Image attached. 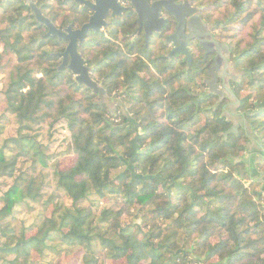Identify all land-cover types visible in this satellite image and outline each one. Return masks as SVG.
<instances>
[{"label":"trees","instance_id":"16d2710c","mask_svg":"<svg viewBox=\"0 0 264 264\" xmlns=\"http://www.w3.org/2000/svg\"><path fill=\"white\" fill-rule=\"evenodd\" d=\"M34 1L60 28L89 17L72 0ZM199 1L208 16L222 14L226 31L255 21L248 39L230 36L239 67L250 70L234 90L242 109L255 108L264 102V0ZM130 23L79 45L92 77L121 96L126 115L101 104L68 67L59 69L67 42L47 35L26 0H0V70L5 55L14 61L0 94L18 124V135L0 144V177L14 178L5 192L0 186V264H53L74 247L81 264H264V200L238 173L244 165L230 159L244 150V129L218 135L230 123L216 95H194L204 87L202 73L168 65L141 38L131 42ZM50 119L67 124L75 155L54 171L61 194L44 192L35 174L52 156L32 131ZM248 120L264 139V110ZM30 203L52 210L19 230L10 217Z\"/></svg>","mask_w":264,"mask_h":264},{"label":"water","instance_id":"95a60500","mask_svg":"<svg viewBox=\"0 0 264 264\" xmlns=\"http://www.w3.org/2000/svg\"><path fill=\"white\" fill-rule=\"evenodd\" d=\"M27 4L31 8V14L34 15L37 21L47 26V35L56 36L60 41H67L65 50L57 55L63 58L62 64L59 69L68 67L74 74L75 80L80 85H85L91 89L93 93L97 94L100 98L101 104H106L111 112H114L117 107H120L124 114L129 115L125 103L121 98L116 95H109L107 89L102 83L95 80L91 72L93 66L87 64V60L82 56L79 51V45L84 43L91 31H101L108 26L106 17L111 14L115 16L121 14V11L125 9L120 4V0H77L83 2L89 9L92 10V15L89 20L85 22L79 28H73L69 25L65 29H60L55 23L45 16L42 12L41 6H39L34 0H26ZM132 2L137 8L139 14V22L141 27L142 18L145 13H142L137 0H126ZM190 0L184 3H176V0H160L154 2L152 6L148 5L145 0V7L155 12L158 19L157 31L161 30V27L165 24L166 19H159L161 13V6H163L171 15H173L178 21L176 31L170 35L167 39V43L172 42L174 49L169 56L175 53H182L185 55V61L188 62L187 68L191 66L193 61L191 51L188 47L190 39H197L198 43L206 49V53H215L214 64L209 69V78L204 79V84L207 89L203 93L196 94L198 99L204 98L208 95L215 94L219 97L217 105H220L225 98L228 99L223 104L221 110V117L226 118L230 126L225 131L219 132L218 135L227 136L229 134H237L240 128H243L245 135L248 138V143L245 147V155L242 156H230L231 161L234 164L241 163L244 165L242 169H239L238 173L241 177L247 173L250 182L261 183V189L256 191L257 195L261 197L264 195V170H260L258 165L264 161V145L260 136L256 133L252 124L249 122L248 117L254 116L257 112L264 110V102L257 101L255 108L241 110V101L232 88V83H240L244 76L250 74V70L237 67V58H234L232 62L231 50L226 42H219L215 39L211 33V29L216 28L217 23L207 24L201 17L194 14L198 8L190 6ZM148 11L147 9L145 10ZM188 26L189 32L185 34V28ZM147 35V47L149 45L150 33L153 31L151 26L145 25ZM221 79L222 85L219 86V80ZM132 120V118H130Z\"/></svg>","mask_w":264,"mask_h":264},{"label":"rangeland","instance_id":"374dc122","mask_svg":"<svg viewBox=\"0 0 264 264\" xmlns=\"http://www.w3.org/2000/svg\"><path fill=\"white\" fill-rule=\"evenodd\" d=\"M263 5H264V2H263ZM221 12H223V10ZM221 16H222L221 13H217L216 20H221V19H217V18H221ZM258 17L259 16H257L255 18V20H258ZM241 20L242 19H240V20L238 19L237 22L234 24V26L235 27L241 26L240 25ZM254 23H255V21L253 22V24ZM253 24H250L248 27L244 28V30L240 31V32H236L235 30L226 31V30H224V27L226 25H221L219 28L220 31L218 32V35H217L218 38L216 40H218L219 42L228 43L230 50L232 52L230 62H232L234 58H237L238 59V61H237V67L238 68H241V67H239V54L233 53L231 46H230V42H231L230 36H232V34L236 33V34H239L236 39H239L242 37L243 38L245 37L246 39H248V35L250 34V32L252 31V29L254 27V26L252 27ZM0 50H1V48H0ZM211 54L213 55V64H214L215 53H211ZM2 63H3L2 69L0 70V86H2L3 83L7 82L8 78H9V74H10L12 67H13L14 61H13L11 56L5 55L2 59ZM38 75L40 76L41 74L39 73ZM209 77H207V78H209ZM241 82H242V80H241ZM240 83H236V84H240ZM203 84H204V80H203ZM203 92H204L203 89H201L200 91L196 92L195 94H199V93H203ZM119 93H121V92H119ZM116 95H118V94H116ZM211 95H215V94H211ZM236 95L238 96L237 93H236ZM218 100H219V97H218ZM217 102L215 103V107H217ZM251 108L252 107H248L245 109H251ZM245 109H243V110H245ZM0 118H2L1 120L6 121L5 129H4L3 133L0 134V144H1L4 139H6L8 137H15L18 135L17 119H16L15 115H13L9 111H7L5 99L3 96H1V94H0ZM32 133L33 134H36V133L39 134V136L36 139L44 145V147L46 148V153L52 156V159H51L48 167H41V165H39V167L36 170L37 172L35 174L39 177V180H44V184L42 186L44 192L50 193L52 191H58L56 184H55V177H54L55 169L58 167H64L66 165H69L75 159V155L68 151V144H70V142H71V132H70V130H69V128L65 122L60 121V122L54 123L53 120L50 119L49 121H47L46 123L41 125L39 128L34 129V131H32ZM258 135L260 136V138L263 142L264 139L262 138V136L260 134H258ZM247 143H248V138H247V141L245 142V147H246ZM263 145H264V143H263ZM245 147H244V150L241 152V155H239V156L245 155V153H246ZM22 162H23V159L20 160L19 167L23 166L24 170H28L31 172V170H29L31 162L27 161L24 164H22ZM258 167L260 170H264V161L261 164H259ZM13 182H14V178L0 177L1 190L3 192H5L13 184ZM245 184L246 185L254 184L256 195H257L256 191H259L261 189V183L250 182L249 177L246 178ZM261 197H263V198H260V199L264 200V195H262ZM0 204H3V202ZM51 210H52V208H50V207L46 208L42 204H35V203L22 204L19 207V209L17 210L16 214L14 216L10 217V222L12 224H14V226L17 227L19 230H22L24 228V226H26V228L27 227L30 228L32 225L38 224L43 217H45L46 215H49ZM32 230L33 229L30 230L31 234H32ZM82 253L83 252H82V249L80 247H74V248H70L69 250H64L60 256L56 257L53 264H81ZM50 257H52V256H50ZM31 258H33V261H31V262H38L37 259H39V253L34 252V254H33V256H31ZM107 264H113V263L107 262Z\"/></svg>","mask_w":264,"mask_h":264},{"label":"flooded vegetation","instance_id":"af4514ba","mask_svg":"<svg viewBox=\"0 0 264 264\" xmlns=\"http://www.w3.org/2000/svg\"><path fill=\"white\" fill-rule=\"evenodd\" d=\"M72 1L75 2L79 8H81V9L85 8L88 10V12H89L88 20H89L90 16L93 13L92 10L89 9L83 2H78L77 0H72ZM90 1L94 2L95 0H90ZM146 1L148 2L149 6H152L154 4V2H157L160 0H146ZM186 1L187 0H176V3H184ZM119 2L121 4V6H123L125 8V9H123V11H121V14H117L115 16H111V14L108 15L106 17L108 26L105 27L101 31H91L88 38L90 36H92V37L98 36L99 33L105 34L108 36V34L111 32V29L114 26H117L121 23H127V22L129 23V21L131 19L130 25H132V30H131V32H129L127 34V36L130 38L131 42H134L137 39L141 38V40L144 41V47L147 50H150L151 47H157L158 50L161 52V56L166 58L168 65H171L172 63H175V62H181V63H183V69L181 70L182 72L188 73L192 69H194L195 72L197 71V72L202 73V75H203L202 76V83H203V80L205 78L209 77V73H208L209 69L213 66V55L211 53H206V49H204L198 43L196 38L190 39L188 42V47L191 51L192 58H193L191 66L188 69H186L188 62L185 61V55L184 54L175 53L172 56H169V54H171L172 50L174 49V45L172 44V42L167 43V39L170 35H172L176 31V28L178 26V21L163 6H161V13L158 16H159V19L165 18L166 22L161 27V30L157 31L155 29L156 27H158V22H157L158 19L155 20L157 15H155V12H153L155 10L151 11V10H149V8L145 7V5H144L145 0H137V3L140 7L141 12L145 13L144 18H142V22H143L142 24H144V26H142V27H141V23L138 20L139 14L137 12V8L132 4V2L126 1V0H120ZM189 3H190L191 7L198 8L194 14L199 15L204 22H206L207 24L217 23L216 28L211 29V33L214 35L215 39H217L218 38V36H217L218 32L220 31L219 28L221 26L220 21L215 19V15H213V16L207 15L206 5L201 3V1L190 0ZM146 9L148 10L147 12L145 11ZM147 24L149 26L153 27L152 28L153 31L150 33L148 47H147V39H146L147 31L145 28V25H147ZM70 25H72V24H70ZM81 26H79V27H81ZM72 27L73 28H79V27H74L73 25H72ZM60 29H65V28H60ZM188 32H189V28H188V26H186L185 34H188ZM62 41H64V40H62ZM65 42H67V41H65ZM218 83H219V86L221 87V85H222L221 79L219 80ZM231 83H232V88L234 90L233 84H236V83H234L233 81H231ZM203 86H204L203 91H205V89L207 87L204 84H203ZM194 95H196V94H194ZM119 97L121 98V96H119ZM198 100H200V99H198ZM227 101H228V99L225 98L220 105H217V107H220L222 109L223 104L226 103ZM241 105H242V102H241ZM240 109L243 110L241 107H240Z\"/></svg>","mask_w":264,"mask_h":264}]
</instances>
